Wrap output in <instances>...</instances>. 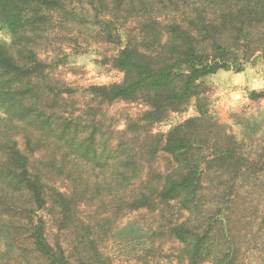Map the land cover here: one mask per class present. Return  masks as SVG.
Listing matches in <instances>:
<instances>
[{
  "label": "rangeland",
  "instance_id": "1",
  "mask_svg": "<svg viewBox=\"0 0 264 264\" xmlns=\"http://www.w3.org/2000/svg\"><path fill=\"white\" fill-rule=\"evenodd\" d=\"M48 1L8 2L23 17L15 32L0 21V45L27 71L19 79L0 72V146L15 139L35 159L54 163L50 177L81 179L79 225L91 223L86 238L114 264H186L169 231L207 212L224 213L241 237L242 257L264 264L258 218L264 206V0ZM183 31L202 37L194 45L210 58L218 56L215 39L250 54L199 79L191 99L166 109L144 95L111 101L94 90L122 82L115 59L124 47L155 61L173 57ZM6 89L18 92L12 98ZM171 132L189 138L183 155L164 150ZM226 146L234 151L229 160ZM185 157L201 162L204 205L186 210L174 200L137 207L144 204L132 196L153 194L167 174L181 171ZM225 183L235 194L227 205L216 196ZM8 195L19 199L16 191ZM1 211L0 264H29V254H19L15 244L24 231L6 235L12 227L18 231L16 218ZM41 213L51 241L66 234L50 210Z\"/></svg>",
  "mask_w": 264,
  "mask_h": 264
},
{
  "label": "trees",
  "instance_id": "2",
  "mask_svg": "<svg viewBox=\"0 0 264 264\" xmlns=\"http://www.w3.org/2000/svg\"><path fill=\"white\" fill-rule=\"evenodd\" d=\"M10 1L21 5L35 1L51 2L0 0V21L13 32L24 23L15 5H9ZM142 2L144 4V1ZM242 22L251 20L242 19ZM201 30L199 33H203ZM183 33L182 36H178L180 43L176 54L173 55L174 58L165 56L155 61L135 47H124L115 59V66L123 72L122 82L97 87L94 90L111 101L131 100L144 95L151 97L155 104L166 109L191 99L196 94L199 79L222 68H229L231 64L229 61L236 64L238 59L244 60L250 54L249 50H243L238 54L228 49L221 40L215 39L213 47L218 56L210 58L208 51L194 45L197 38L202 37L187 31ZM220 53L234 57L225 59L219 56ZM218 58L221 62L217 60ZM0 72L12 79H19L21 76L24 78L27 74L26 68L19 66L2 45ZM2 82H4L2 87H5L6 82ZM6 90L11 93L12 98L18 92ZM0 99H5L2 91ZM10 108H15V105H10ZM188 140L181 139L171 132L164 150L171 154L183 155L184 150L189 149ZM10 141L12 144L0 146V209L2 213L16 218L15 227L18 231L13 232L12 227L11 232L7 231L6 235L11 234L14 237L19 231H24V239L15 242L19 254L23 256L29 254V264H114L108 260L94 239L86 238L87 232L91 236L93 234L88 227L91 223L86 226L79 225L78 211L83 205L81 179L50 177V172L55 170L53 162L43 163L34 158L33 151L29 153L27 149L21 148L15 139ZM226 147L222 153L224 159L229 160L234 151L230 150L229 146ZM180 160L181 171L167 174L153 194L132 196L134 202L140 200L144 204L137 207L141 208L154 201L174 200H180L182 208L186 210L197 207V204L204 205L206 197L202 194L204 187L201 162L198 160L193 162L186 157ZM37 162L40 167L37 166ZM224 165L230 169L232 163L226 161ZM222 188L223 191L216 195L221 204L233 202L235 194L231 192L232 185L225 183ZM14 191L19 193L17 196L19 199L9 201L11 195L8 194ZM116 200L117 197L114 196L112 203L114 204ZM25 204L29 209L23 208ZM46 210H50L56 216L58 222L62 223L60 229L66 232L58 235L54 242L48 237L47 220L41 213ZM258 218L259 227L264 230V206ZM22 220H25V224H22ZM169 233L182 246L186 254V264H202L205 260H211L212 264H250L241 255L243 248L241 237L238 236V239L235 237L224 213H204L201 219H195L193 223L183 222L174 225ZM79 247L82 248L80 251Z\"/></svg>",
  "mask_w": 264,
  "mask_h": 264
}]
</instances>
